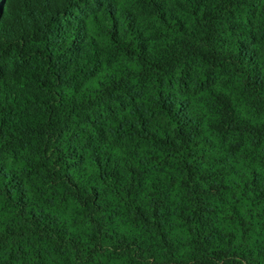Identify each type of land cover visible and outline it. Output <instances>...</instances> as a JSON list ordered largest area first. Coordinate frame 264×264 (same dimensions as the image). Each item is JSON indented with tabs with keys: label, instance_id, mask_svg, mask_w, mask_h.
<instances>
[{
	"label": "trees",
	"instance_id": "1",
	"mask_svg": "<svg viewBox=\"0 0 264 264\" xmlns=\"http://www.w3.org/2000/svg\"><path fill=\"white\" fill-rule=\"evenodd\" d=\"M0 264H264V0H0Z\"/></svg>",
	"mask_w": 264,
	"mask_h": 264
}]
</instances>
